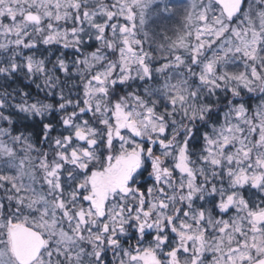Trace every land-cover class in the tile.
Here are the masks:
<instances>
[{
	"label": "snow or ice",
	"instance_id": "snow-or-ice-1",
	"mask_svg": "<svg viewBox=\"0 0 264 264\" xmlns=\"http://www.w3.org/2000/svg\"><path fill=\"white\" fill-rule=\"evenodd\" d=\"M0 264H264V0H0Z\"/></svg>",
	"mask_w": 264,
	"mask_h": 264
}]
</instances>
